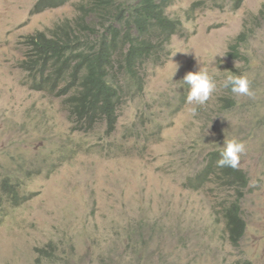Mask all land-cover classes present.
<instances>
[{
	"label": "rangeland",
	"instance_id": "obj_1",
	"mask_svg": "<svg viewBox=\"0 0 264 264\" xmlns=\"http://www.w3.org/2000/svg\"><path fill=\"white\" fill-rule=\"evenodd\" d=\"M39 1L0 0V190L15 177L28 197H0V264H264V0H173L182 31L147 61L146 90L122 103L110 136L74 131L62 99L22 70L27 38L77 14L75 2L34 14ZM201 68L215 88L188 103L183 77ZM229 76L246 77L252 96L223 87ZM230 140L245 145L250 179L239 247L216 184L226 175L198 177Z\"/></svg>",
	"mask_w": 264,
	"mask_h": 264
},
{
	"label": "trees",
	"instance_id": "obj_2",
	"mask_svg": "<svg viewBox=\"0 0 264 264\" xmlns=\"http://www.w3.org/2000/svg\"><path fill=\"white\" fill-rule=\"evenodd\" d=\"M74 2L75 18L27 38L21 68L28 74L34 90L62 99L74 131L95 133L97 128L105 126L110 136L117 129L122 103H126L129 96L143 94L146 90L147 61L152 58L161 61L166 57L162 55L164 45L181 33L182 24L166 13L173 0H40L33 13L40 14ZM260 17L264 20V10ZM231 48V57L243 59L238 45ZM43 148L48 149V146ZM122 148L123 145L115 143L109 146L111 151L117 152ZM221 151L216 149L208 155L205 170L199 177L206 179L215 168L226 175L216 184L223 194L221 205L228 240L232 246L239 247L248 230L243 203L250 179L238 168L217 167ZM69 156L70 153L58 162L53 161L55 167ZM52 157H55L53 152L45 163H51ZM45 169L41 166L38 171ZM18 181L5 182L6 192L0 194L16 206L26 200L19 195L23 183Z\"/></svg>",
	"mask_w": 264,
	"mask_h": 264
},
{
	"label": "clouds",
	"instance_id": "obj_3",
	"mask_svg": "<svg viewBox=\"0 0 264 264\" xmlns=\"http://www.w3.org/2000/svg\"><path fill=\"white\" fill-rule=\"evenodd\" d=\"M183 82L188 85L187 102L203 105L212 94L215 84L210 79L206 70L200 69L198 72H189L183 77ZM223 87L231 88L232 93L240 96H252L250 91L249 81L243 76H229L223 83ZM223 149L220 153V159L217 161V167H230L233 169L243 170L242 168V153L245 151V145L235 140L224 142ZM109 149V148H108ZM43 150H47L46 148ZM109 151H111L109 149ZM114 151V150H112ZM206 165V164H205ZM205 167V166H204ZM244 171V170H243ZM10 184L18 183L15 177H9L3 183ZM23 190V185H22ZM22 190L19 195H22ZM6 190H0V194H4ZM28 200V197H25Z\"/></svg>",
	"mask_w": 264,
	"mask_h": 264
},
{
	"label": "bare ground",
	"instance_id": "obj_4",
	"mask_svg": "<svg viewBox=\"0 0 264 264\" xmlns=\"http://www.w3.org/2000/svg\"><path fill=\"white\" fill-rule=\"evenodd\" d=\"M170 3V2H169ZM169 41V40H168ZM146 42V41H145ZM148 64V63H147ZM145 74V73H144ZM143 90V89H142ZM208 156V155H207ZM213 174V173H212ZM199 177V176H198ZM219 181V180H218Z\"/></svg>",
	"mask_w": 264,
	"mask_h": 264
}]
</instances>
